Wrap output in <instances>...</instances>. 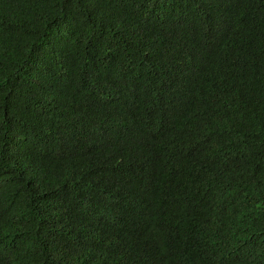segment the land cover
<instances>
[{"label":"trees","instance_id":"1","mask_svg":"<svg viewBox=\"0 0 264 264\" xmlns=\"http://www.w3.org/2000/svg\"><path fill=\"white\" fill-rule=\"evenodd\" d=\"M0 264H264V0H0Z\"/></svg>","mask_w":264,"mask_h":264}]
</instances>
